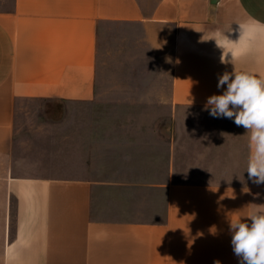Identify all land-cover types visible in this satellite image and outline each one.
<instances>
[{"label":"crops","instance_id":"1","mask_svg":"<svg viewBox=\"0 0 264 264\" xmlns=\"http://www.w3.org/2000/svg\"><path fill=\"white\" fill-rule=\"evenodd\" d=\"M261 25L264 0L1 1L0 156H10L20 101H106L125 122L107 132L126 135L104 147L92 135V163L141 172L8 169L0 264H240L230 220L247 221L264 184L246 171L250 133L205 105L226 90V71L264 77ZM126 192L163 195L166 213L134 217Z\"/></svg>","mask_w":264,"mask_h":264},{"label":"rangeland","instance_id":"2","mask_svg":"<svg viewBox=\"0 0 264 264\" xmlns=\"http://www.w3.org/2000/svg\"><path fill=\"white\" fill-rule=\"evenodd\" d=\"M0 0V4H1ZM16 106L15 130L10 156H0V203L5 192L4 175L12 169L15 175L37 177H93L123 179L138 175L137 166L93 164L91 142L103 146L108 138L126 134L107 132V125L125 123L124 118L108 116L109 102L84 105L55 100H25ZM131 107L125 104V108ZM128 119L126 122H128ZM93 132V134H92ZM93 135V137H92ZM105 152V151H104ZM126 211L134 217H163L165 197L153 192H126ZM264 212V196L255 205Z\"/></svg>","mask_w":264,"mask_h":264},{"label":"clouds","instance_id":"3","mask_svg":"<svg viewBox=\"0 0 264 264\" xmlns=\"http://www.w3.org/2000/svg\"><path fill=\"white\" fill-rule=\"evenodd\" d=\"M255 23L260 24L259 21ZM228 43L231 41L225 37V45ZM221 62L231 63V60L222 57ZM225 85L223 94L208 97L205 110L210 109L213 117L233 119L236 126H242L250 133L246 171L253 183L264 184V77L226 71L218 77L217 87L224 88ZM247 221L240 218L230 220L233 252L240 264H264V212L251 213ZM214 264H220V261Z\"/></svg>","mask_w":264,"mask_h":264}]
</instances>
